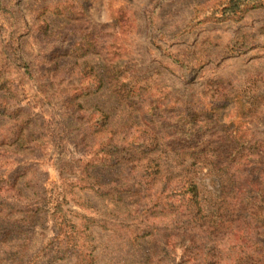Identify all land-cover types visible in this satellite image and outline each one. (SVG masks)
<instances>
[{
  "label": "rangeland",
  "instance_id": "374dc122",
  "mask_svg": "<svg viewBox=\"0 0 264 264\" xmlns=\"http://www.w3.org/2000/svg\"><path fill=\"white\" fill-rule=\"evenodd\" d=\"M0 2L6 9L3 12L0 8V55L6 51L5 46L13 47L10 54L7 51L8 60L0 56V64L6 65L10 79L17 80L16 86L21 91V96H12L13 104H29L33 113L41 114L47 122L45 127L38 122L35 129L40 133L59 127L62 95L56 91L74 86L95 89V83L82 77L84 63L104 77L105 85L83 98L82 104L108 113L112 127L125 124L133 113L112 94L108 82L116 48H120L125 74L132 79H148L150 97L155 100L167 94L174 101L188 103L196 119L205 116L213 123L208 137L233 141L234 147L231 143L227 145L240 152L237 168L241 178L227 181V185H233L227 190L234 192L226 190V194L231 199L230 211L244 219V226L248 227L246 238L239 239L241 231H232L231 227L208 237L197 230L179 233L158 223L160 211L142 212L144 225L154 229L134 237L130 233L140 227V222L138 227L134 223L138 218L134 204L127 201V206L122 205L113 201L117 197L100 196L87 190L78 195L90 199L96 207L97 219L107 224L104 228L95 224L93 229L98 264H248L251 263L248 257L253 255L257 259L254 264H264V178L257 174L260 158L264 160V9L250 11L239 21L217 23L198 13L202 9L211 12L218 3L216 0ZM120 17L125 20L121 21ZM43 21L50 24V37L43 34ZM115 30L120 32L119 36L114 35ZM112 41L116 43L115 48ZM88 43L92 45L90 53H72ZM15 49L26 63L16 60L12 54ZM55 51L67 52L69 56L60 59L58 79L50 83L42 79L37 66L40 67L38 61L44 53ZM13 64L21 65L28 74L20 77ZM30 71L33 76L29 75ZM40 89L46 90V95L38 94ZM7 122L6 118L0 125ZM197 125L203 127L200 122ZM46 139L48 146L35 149L44 154L38 163V174L46 181L47 189H55L66 157L74 150L71 146L57 149L47 135ZM14 149L15 146L10 148ZM201 168L198 179L204 191L206 215L209 220L219 221L226 178L224 182L211 166ZM237 192L239 199H236ZM131 193L134 194L132 189ZM132 194L122 199H140ZM41 227L37 229L36 239L43 242L52 237L53 231L50 222ZM11 247L16 250L15 245ZM12 252L0 250V264H13L9 260ZM54 264L76 262L70 259Z\"/></svg>",
  "mask_w": 264,
  "mask_h": 264
},
{
  "label": "trees",
  "instance_id": "16d2710c",
  "mask_svg": "<svg viewBox=\"0 0 264 264\" xmlns=\"http://www.w3.org/2000/svg\"><path fill=\"white\" fill-rule=\"evenodd\" d=\"M216 1L218 3L211 12L202 9L198 13L207 20L220 23L239 21L250 11L264 9V0ZM0 8L6 12L1 2ZM57 13L63 15L60 11ZM43 23L44 36L50 37V24ZM97 34L100 36L101 32ZM119 34L115 30L114 35ZM96 43L103 45L101 41ZM112 43L115 48V41ZM91 46V43L80 45L72 53H90ZM4 49L6 51L0 56L8 60L7 51L10 54L13 47L7 45ZM12 54L17 61L26 63L16 49ZM115 55L108 82L112 94L133 113L125 124L112 127L108 113L99 107L86 108L82 104L83 98L95 94L105 85L104 77L84 63L81 64L82 77L95 83V89L74 86L56 91L62 95L59 127L54 131L45 129L44 134L35 129L38 122L44 127L47 123L41 114L33 113L29 104H13L12 96H21V91L16 86L17 80L10 79L6 65L0 64V122L8 119L4 126L0 125V250L12 252L11 246H16L9 257L13 264H54L70 259L76 264H98L93 229L95 224L103 228L107 224L97 219L96 207L91 200L78 195L87 190L100 196L117 197L113 201L122 202V205L127 206V201L133 203V210L138 213L134 223L138 227L140 222V227L130 233L134 237L154 229V226L148 229L144 225L141 213L160 211L162 216L158 217V223L179 233L197 230L208 237L231 227L232 231H241L239 239L246 238L248 227L244 226V219L230 211L228 203L231 199H227L226 194L233 186L227 185V181L241 178L237 168L240 152L227 145L233 146L234 142L222 137H208L213 123L205 116L196 119L188 103L174 101L167 94L154 100L150 97L149 80L128 77L120 48H116ZM67 56V52L44 53L38 61L40 67L37 66L42 79L50 83L57 80L56 72L62 65L60 59ZM13 65L20 77L28 74L21 65ZM29 75H32L31 71ZM46 86L51 87L49 83ZM37 93L46 95V90L40 89ZM197 122L204 128L198 127ZM46 135L55 148L71 146L74 150L66 157L55 189H47L46 181L38 174V163L44 154L35 149L48 146ZM12 146H15L14 151L10 150ZM260 160L257 174L264 178V160ZM200 166L201 170L211 166L224 182L226 178L227 186L220 198L223 213L219 221L209 220L206 215V200L198 179ZM131 194L140 199H122ZM236 199H239L238 192ZM164 217L170 218L162 221ZM48 222L52 225V237L40 242L36 239L37 229ZM256 260L254 255L249 256L251 263L248 264H254Z\"/></svg>",
  "mask_w": 264,
  "mask_h": 264
}]
</instances>
